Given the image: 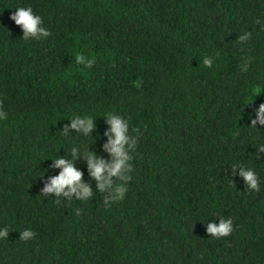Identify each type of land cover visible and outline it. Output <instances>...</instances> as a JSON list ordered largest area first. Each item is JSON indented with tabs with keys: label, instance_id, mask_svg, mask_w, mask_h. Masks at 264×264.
I'll list each match as a JSON object with an SVG mask.
<instances>
[{
	"label": "trees",
	"instance_id": "obj_1",
	"mask_svg": "<svg viewBox=\"0 0 264 264\" xmlns=\"http://www.w3.org/2000/svg\"><path fill=\"white\" fill-rule=\"evenodd\" d=\"M21 7L47 38L23 39ZM261 104L264 0H0V264H264ZM109 114L129 123L133 171L105 206L113 189L100 191L83 151L113 162ZM77 115L93 118L90 134L71 128ZM58 158L90 199L43 193ZM220 219L233 232L216 239Z\"/></svg>",
	"mask_w": 264,
	"mask_h": 264
},
{
	"label": "clouds",
	"instance_id": "obj_2",
	"mask_svg": "<svg viewBox=\"0 0 264 264\" xmlns=\"http://www.w3.org/2000/svg\"><path fill=\"white\" fill-rule=\"evenodd\" d=\"M11 19L17 26L23 29V39L28 40L35 38L37 40L41 38H47L50 32L45 28L41 27L42 19L38 15H34L31 7L18 8L15 13L11 16ZM251 33H247L240 37V43H244L249 40ZM77 64L83 65L86 68H91L95 60L86 59L82 53H78L75 56ZM212 59L205 57L203 64L205 67L212 66ZM247 71V67L244 68ZM257 115L259 116V123L264 125V104H261ZM0 118L6 119V113L0 111ZM108 122L111 125V132L107 133L110 137V143L106 145V150L112 155L113 162L110 165H106L105 161L99 159L95 154L87 151H83L85 159L88 162L91 176L98 182V187L101 192L105 189H113L110 200L105 199L104 205L108 206L112 202H118L124 199L127 192L126 183L131 180L130 173L133 171L131 166V156L129 150L125 147L129 142V137L126 136V132L129 131V123L125 121L120 115L109 114ZM257 121H252V127L255 128ZM72 129H77L81 133L88 135L94 130L93 118L91 116L81 117L79 115L72 118ZM65 135L68 134L67 127L63 132ZM114 137V138H112ZM138 143V139L132 140L131 148L134 149ZM77 148L71 150V155H76ZM259 152H264V146L258 149ZM53 167L62 168L63 171L58 177L52 178L50 184L46 185L43 189V193L51 194L55 193L57 196L63 194L64 196L71 197L76 196L78 200L86 201L93 195L91 188L83 182V173L78 171L74 166L72 160L65 158H58L54 160ZM236 167H233V171ZM240 175L246 181L249 190L259 191V180L255 172L251 169H245L243 166L239 167ZM107 172V176L105 175ZM113 177L118 178L117 183L114 184ZM67 189V191H66ZM59 203V202H57ZM77 214H80L77 210ZM207 232L216 239L230 236L233 232V222L228 219H220L219 225L209 224L207 226ZM8 230L0 232V237H7ZM36 235L31 229H26L21 232V240L27 241L34 238Z\"/></svg>",
	"mask_w": 264,
	"mask_h": 264
}]
</instances>
